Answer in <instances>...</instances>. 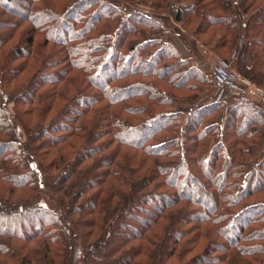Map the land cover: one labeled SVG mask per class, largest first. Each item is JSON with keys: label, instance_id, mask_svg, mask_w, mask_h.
Listing matches in <instances>:
<instances>
[{"label": "trees", "instance_id": "1", "mask_svg": "<svg viewBox=\"0 0 264 264\" xmlns=\"http://www.w3.org/2000/svg\"><path fill=\"white\" fill-rule=\"evenodd\" d=\"M152 1L156 10H162L168 0ZM257 1L192 0L181 2L170 14L183 28L200 22L194 35L209 33L211 41L205 45L213 47L218 59L225 64L235 57L238 74L264 91V1L248 14ZM233 4L241 11L244 27L237 52L235 39L240 33ZM15 6L23 9L17 11ZM21 22L31 26L22 35L29 49L37 37L42 41L31 52H36L37 60L29 53L25 64L0 67L2 185L13 190L38 186V160L50 156L47 168L59 173L50 192L66 197L58 199L68 202L72 218L77 213L90 216L85 224L96 226L92 213L102 206L99 203L117 200L115 208L120 213L113 234L117 233L118 242L102 240L85 253L84 264H103L108 257V264H132L141 250L142 229L168 220L218 227L224 244L223 248L216 245L222 255L216 257V264H243L236 254L254 253L263 260L254 258L246 264H264V107L259 93L242 94L225 114V103L218 99L200 108L190 107L183 118L169 111L174 98L165 92L166 87L182 92L181 99L191 104L211 83L161 40L168 31L159 20L105 0H0V50L15 38ZM210 26L224 32L212 37ZM61 29H66L64 37L59 35ZM51 45L60 48L63 58L52 61L55 56L45 64L47 57H43L57 51L42 55L41 49ZM23 50L13 52L24 57ZM7 62L3 65L13 66V61ZM29 64L45 71L61 64L65 70L61 66L43 77L31 74L25 77L28 81L10 90L14 77L22 75ZM82 77L84 91L77 83ZM10 101L13 118L6 112ZM132 116L142 121L135 125L129 121ZM17 125L29 145L23 143ZM133 135L140 137L137 142L130 139ZM131 148L145 154L144 162L121 154ZM257 157L258 163L244 172ZM142 169L146 174L137 178ZM154 201L162 204L155 209ZM83 207L88 214H83ZM145 211L151 216L141 220L138 215ZM136 219L141 231L129 230L130 222H123ZM64 220L46 205L35 210L0 205V256L9 252L8 241L14 240L19 251L28 248L27 260L32 251L22 246L42 241V261L50 259L48 263L54 264L52 244H62L71 252L67 238L75 235ZM73 223L76 227L79 220ZM100 230L109 234L108 228ZM231 231L235 234L229 237ZM173 234L178 238L182 232ZM250 242L256 243L246 245ZM154 252L148 261L155 264Z\"/></svg>", "mask_w": 264, "mask_h": 264}, {"label": "rangeland", "instance_id": "2", "mask_svg": "<svg viewBox=\"0 0 264 264\" xmlns=\"http://www.w3.org/2000/svg\"><path fill=\"white\" fill-rule=\"evenodd\" d=\"M112 4L113 6L117 8H124L128 7L130 9H133L139 13L145 14L149 17H152L154 19L159 20L161 23H163L164 27L168 32L164 36L161 37V40L167 44H170V46L173 49H177L179 51V56L182 58H186L190 65L195 63V59L202 64V66L210 69V83L211 86L208 87L204 92H202L199 97H197L194 101H192L191 104L187 103L185 100L181 99L182 92H175L172 91L170 88L166 87V93L168 95L173 94V103L172 106L169 108V111L172 113L181 114V116L184 118L186 114L189 112V108H200L202 106L208 105L213 103L215 100H221L223 101L224 107L223 112L224 114L227 113L230 108L232 107L233 100H236L234 97L239 96L240 93L243 92L242 88L245 87L240 83L239 81L235 80L234 76L229 73V71L226 69V72L221 73V69H219V62H221L220 59H218L217 55L214 53V49L212 46H207V43H210L211 38L209 33H204L203 35H194V31L197 30V25L201 24L200 22L189 24L186 27H181L179 24L175 23L173 21V17L170 14V11L174 8L180 6V3H188L192 0H168L166 1V4L164 8L156 10V8L152 4V0H105ZM163 2L165 0H162ZM264 0L257 1L254 6L251 7V10L248 11V14L252 13V11L257 10V6H259ZM10 7H12L10 5ZM23 8L19 6H15V10L19 11ZM166 9V10H165ZM233 11L235 20L238 27V32L240 33V37L235 39L237 42L236 45V52L241 48V40L243 36V30L244 27L242 25L243 17L240 14V9L237 4H233ZM245 20V18H244ZM22 28L17 32V35L15 38H11L5 46L0 50V67H3L5 69H12L14 67V64H25L28 60L27 56L32 54V57H34L37 60V54L36 52L31 53L39 44L38 42H41L42 39L39 37L36 38L35 46L34 48H28L25 39L22 38V35L27 34V30L31 29L30 24L26 22H21ZM210 30L213 32L212 37H215V35L224 32L222 29H219L218 27H211ZM66 33V29H61L59 31V35L61 37H64ZM240 40V41H239ZM212 43V42H211ZM207 44V45H205ZM17 48H24L23 54L26 56H22V54L14 53L13 51ZM59 47L51 45L49 48H44L42 50V55L48 54L52 51H57V53L53 55H45L43 57H47V61H45V64H50V59L52 57H55L52 59V61H55L56 59H62L63 53H59ZM30 50V52H28ZM176 50V51H177ZM178 53V52H177ZM10 54V57H9ZM28 54V55H27ZM7 61H13V66H6L3 65L4 63H10ZM186 61V60H185ZM24 62V63H23ZM187 62V61H186ZM231 62H235L236 59L233 57L229 62L223 64V65H229L232 64ZM188 64V62H187ZM189 65V64H188ZM189 65V66H190ZM61 64L55 65L54 68L57 69L58 67H61ZM38 64H29V66L25 69L22 75L14 77L11 84L9 85V89L12 90L14 87L21 85L22 83L28 81L26 76H31V74L40 75H50V73H53L55 69L49 70H43L41 67L37 68ZM191 67V66H190ZM232 67V65H231ZM197 68V67H196ZM61 70H65V65H63ZM205 69V68H204ZM200 70V69H199ZM201 71V70H200ZM237 71V67H236ZM235 71V72H236ZM65 72V71H64ZM219 73V74H218ZM238 74V72H236ZM107 76V73L104 75ZM152 80V79H151ZM77 83L79 86H81V89L83 90L85 83L82 78H77ZM216 89L215 95L213 96V90ZM66 90L69 92V89L66 87ZM6 91V90H5ZM84 91V90H83ZM13 98L12 92L7 91ZM233 94L234 96H232ZM264 95V91H259V103L262 104L264 107V101L262 100L261 96ZM62 106V104H61ZM6 112L10 114V117L13 118V110H12V102L6 103ZM164 111L167 110L166 108L163 109ZM157 112L161 110H156ZM53 116V114H51ZM50 116V117H51ZM123 116V115H122ZM143 116H145L143 114ZM49 117V118H50ZM123 118V117H122ZM145 118V117H144ZM135 125L139 124L142 120H136L134 116L131 117L129 120ZM17 127L20 129L21 133V139L24 144H27L29 142L28 137L25 135V132L23 129H21L20 126L17 125ZM29 134L30 132L27 131ZM36 133L32 132V134ZM138 135H133L130 139H133L135 142L139 140ZM155 143V142H154ZM29 145V143H28ZM30 147V146H29ZM26 153L27 149L25 147ZM69 151V150H68ZM67 151V152H68ZM66 152V154H67ZM128 154V155H134L136 159L142 160L144 162L145 154L141 151L135 150V149H125L121 151V154ZM70 158V157H69ZM259 157L254 159L253 161L249 162L246 166L244 172L248 173L250 172L251 168L258 163ZM160 160H165L164 158H161ZM36 161V160H35ZM52 161V157L48 156V158L44 159L43 163L40 159L38 160V171L36 178V182L38 183V186H35L31 189H17L13 190L10 189V187L6 186L0 183V205L2 207H7L10 209L14 208H23L28 209L32 208V210H35V207H45L50 206L54 211L58 212L65 220V223L67 224L70 229H72V232L74 230L75 235L73 237H68L67 246L71 248V252H67L65 246L62 244H52L53 249V255L52 258L54 260V264H73L75 256L77 258V261L75 264H84V255L86 252H88L89 249L92 247L98 246V243L102 240L104 243L107 244H115V242H118L117 233L114 235L113 230L116 228L117 225V219L120 211H116L115 205L116 201L114 200L111 203L102 204V206L99 207L97 211H95L94 214V224L96 226H87L86 219H88L90 216H87L83 218L81 214H78L75 217H71L68 212V202H60L59 199H65L66 197L62 196H54L50 192V187L54 183V181L59 177V173H57L58 169H52L47 168L46 165ZM146 163H149V160H145ZM37 162V161H36ZM138 164V161L135 162ZM143 165V163H142ZM147 170L142 169L139 172V177L144 176L146 174ZM1 181V180H0ZM235 182V180H233ZM187 185L186 187H188ZM6 189V190H5ZM187 190V188L185 189ZM187 194V191L185 192ZM69 195H73L72 193H69ZM59 198V199H58ZM85 201V200H84ZM205 201L210 202V199H205ZM80 203L83 202V200L79 201ZM253 202V200H251ZM91 204V202H88ZM162 202L160 201H154V205L156 206L155 209H157ZM181 207V206H180ZM207 207H210L208 204ZM190 207H187V210H190ZM85 208H82V211ZM92 212V211H91ZM88 210H84L83 214H88ZM91 214V215H92ZM70 216V217H69ZM138 216H140V219L143 220L147 218V216H151V212H143L140 213ZM73 220H79V223L76 227H74ZM114 220V221H113ZM114 227L110 228L108 227L110 223H113ZM123 222H130L128 224V228L131 229L133 227H137L134 229L135 231H141V223L138 219L136 221H127L124 220ZM104 223V224H103ZM240 227V224L236 225V229ZM108 228L109 234L104 235L100 229ZM114 228V229H113ZM129 228V230H130ZM182 232V235L178 238L175 237L173 234L175 231ZM111 233V235H110ZM113 234V235H112ZM121 234V233H120ZM129 232H127L126 235H128ZM141 234H145L144 240H140V242H136L137 244L140 243L141 250L138 254L135 255V260L132 264H154L151 263V261H148V258L152 254V251H155V258L156 263L155 264H216V257L222 256L221 253H219L218 250V244H220V248H223L222 245L223 240L219 235V229L216 226L210 225V224H199V223H190V224H180L178 225L172 220L168 221H160L159 225L157 224L155 228H151L150 230H147V228L142 229ZM235 232L231 231L228 236H234ZM124 235L125 234H121ZM112 236V237H111ZM111 237V238H110ZM110 238V239H109ZM9 252L5 256H0V264H50L48 263L50 259H45L42 261L41 256L44 255L41 253L44 251V246L41 242L32 241L29 243V245L24 244V246H29V248L32 251V255H29V259L26 260V257L28 258L29 250L28 248H24L22 251H19L15 247L14 240L8 241V246L10 245ZM135 243V244H136ZM256 242H250L246 245L251 246ZM217 245V246H216ZM66 246V247H67ZM20 247V249L22 248ZM174 249L172 255H168V253ZM222 254H226L225 250H222ZM7 256V257H6ZM239 260L243 261V264L246 263H252L253 259L256 258L257 260H263V257L259 254L254 253L253 255H240L236 254ZM113 258V257H112ZM226 259V258H224ZM106 262L103 264H108L109 257L105 259ZM154 261V262H155ZM249 261V262H247ZM233 264V262H231Z\"/></svg>", "mask_w": 264, "mask_h": 264}, {"label": "crops", "instance_id": "3", "mask_svg": "<svg viewBox=\"0 0 264 264\" xmlns=\"http://www.w3.org/2000/svg\"><path fill=\"white\" fill-rule=\"evenodd\" d=\"M177 50V49H176ZM178 54L179 51L177 50ZM180 55V54H179ZM182 57V56H181ZM183 60H186L188 62V64L190 65L189 61L186 58H182ZM232 64L229 63V65H223L224 63H220L219 62V69H221V73L226 72V69L229 71V73H231V75L234 76L235 80L239 81L240 83H242V85L245 87L244 89L242 88L243 92L239 94V96H235L234 98L236 100H233L234 102H232V106L235 105L238 101L237 99L240 98V96L242 94L245 93H259V91L256 89L255 85L246 82L239 74H237L236 72V64L235 62H231ZM232 65V67H231ZM191 67H197L198 69H200L209 79L211 78V75L214 76L213 71L212 74L210 75V69L208 70V68H206L205 66L203 67L202 64H200V62L198 60L195 59V63L190 65ZM205 68V69H204ZM236 71V72H235ZM219 74V73H218ZM215 91L216 89L214 88L213 90V96L215 95ZM232 96H234L233 94H231ZM263 101H264V95L261 96Z\"/></svg>", "mask_w": 264, "mask_h": 264}, {"label": "snow or ice", "instance_id": "4", "mask_svg": "<svg viewBox=\"0 0 264 264\" xmlns=\"http://www.w3.org/2000/svg\"><path fill=\"white\" fill-rule=\"evenodd\" d=\"M5 2H6V0H5Z\"/></svg>", "mask_w": 264, "mask_h": 264}]
</instances>
